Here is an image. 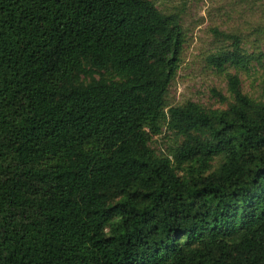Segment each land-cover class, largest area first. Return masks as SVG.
<instances>
[{
  "label": "trees",
  "instance_id": "obj_1",
  "mask_svg": "<svg viewBox=\"0 0 264 264\" xmlns=\"http://www.w3.org/2000/svg\"><path fill=\"white\" fill-rule=\"evenodd\" d=\"M184 45L152 0H0V264H264V97L169 107Z\"/></svg>",
  "mask_w": 264,
  "mask_h": 264
},
{
  "label": "rangeland",
  "instance_id": "obj_2",
  "mask_svg": "<svg viewBox=\"0 0 264 264\" xmlns=\"http://www.w3.org/2000/svg\"><path fill=\"white\" fill-rule=\"evenodd\" d=\"M165 14H178L185 34L184 52L167 103L169 107L188 102L205 109H225L233 101L228 91V74H238L244 92L255 100L264 97V71L253 63L248 70L229 68L219 72L207 57L224 44V36L237 35L250 54L264 50V0H152ZM217 32V33H216ZM224 35L223 37L220 36ZM160 152L175 143L165 132L154 138Z\"/></svg>",
  "mask_w": 264,
  "mask_h": 264
}]
</instances>
